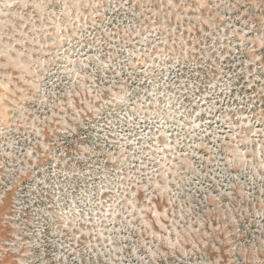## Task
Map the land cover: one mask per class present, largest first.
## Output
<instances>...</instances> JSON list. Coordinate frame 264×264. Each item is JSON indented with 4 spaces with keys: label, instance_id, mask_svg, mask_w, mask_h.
Masks as SVG:
<instances>
[{
    "label": "rangeland",
    "instance_id": "obj_1",
    "mask_svg": "<svg viewBox=\"0 0 264 264\" xmlns=\"http://www.w3.org/2000/svg\"><path fill=\"white\" fill-rule=\"evenodd\" d=\"M0 264H264V0H0Z\"/></svg>",
    "mask_w": 264,
    "mask_h": 264
}]
</instances>
